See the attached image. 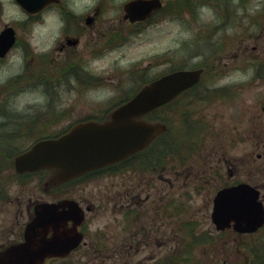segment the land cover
Masks as SVG:
<instances>
[{"label":"flooded vegetation","instance_id":"flooded-vegetation-1","mask_svg":"<svg viewBox=\"0 0 264 264\" xmlns=\"http://www.w3.org/2000/svg\"><path fill=\"white\" fill-rule=\"evenodd\" d=\"M129 1L120 3L122 24L110 34L114 21L104 30L88 28L102 8L81 13L68 0L48 3L37 12L23 10V19L0 24V33L12 27L15 36L9 47L0 43V139L6 140L1 154L16 152L20 145L12 146L13 141L32 140L23 151L74 127L109 122L112 111L134 94L124 100H69L67 95L97 88L94 83L103 81L94 73V61L126 43L137 28L169 17V0H161L162 8L147 19L130 21L124 17ZM181 1L194 7V17L205 7L204 0H171L173 8H180ZM3 9L2 2L0 16ZM42 17L49 24L60 23L58 35L52 24L35 41ZM237 56L221 52L208 58L199 82L167 102L169 147L146 146L57 182L58 169L40 170L41 194L28 196L22 211H14L12 192L0 185V264H29V254L15 256L14 248L26 241V227L42 203H54L60 218L55 228L36 230L33 247L40 238L54 236L67 250L35 264H260L255 258L264 253V214L255 226L249 216L234 213L227 195L234 187L246 188L253 199L255 189L264 209V84L224 81L238 67ZM15 60L23 62L16 72L10 69ZM255 65L253 78L263 80L264 61ZM29 91L37 94L27 101L15 99ZM149 114L141 118L150 121ZM12 163L1 162L0 170H11Z\"/></svg>","mask_w":264,"mask_h":264},{"label":"rangeland","instance_id":"rangeland-1","mask_svg":"<svg viewBox=\"0 0 264 264\" xmlns=\"http://www.w3.org/2000/svg\"><path fill=\"white\" fill-rule=\"evenodd\" d=\"M1 1L4 4V9L2 16H0V24L2 22L13 23L25 17L23 11L15 6L13 0ZM114 1L116 2L115 5L108 4L107 0H68V2H73L74 5L72 6L81 13H85L93 7L102 8L95 19L96 22L90 24L88 28L93 32L96 29L104 30L107 27L108 21H114L115 25L110 28L109 34L113 29L119 28L120 24H122V22L119 23V21L121 20V16L123 14L120 9V3L123 0ZM223 1L228 4L227 0ZM237 3L239 4V0H230V5L233 7L237 5ZM171 6L173 5H169V7ZM245 8V13L250 14L251 16H254L257 13L259 15L263 13V15L260 16L261 19L258 17L257 23L248 27L247 24L249 20L244 18L240 11L235 12L230 17V20L233 21L235 26L234 28L227 29L229 34L226 33V35H223L221 31L211 35L210 33H207V29L200 30L202 25L215 22L214 11L207 7L199 9L195 17L185 10L181 13L183 15L179 18H170L173 16V14H170L169 17H165L158 22L137 28L138 32L132 35L126 43L110 49L104 59L94 61V73L101 76L103 81L102 84L87 93L70 92L67 94L69 96V100L74 98L78 100H105L117 96L122 87L123 89H127L134 82H138L146 76V74L136 73L129 81L126 71L132 68L143 67L148 70V77H151L158 71L168 67V64L165 62L158 64L160 60H158L159 57L157 59L156 56L174 51L180 53L181 57L188 63L187 65L200 60V58H204L205 56L200 54V52L205 55H209V57H213L217 53L221 52L228 54L238 52V56L235 61V64L238 67L230 71L229 76H227L224 81L264 84V79L262 80L261 77L253 78L258 68V65L255 64H259L261 61H264V0H248L245 2ZM159 15L160 13L157 14L154 19H159ZM42 19L44 20L45 17H42ZM47 20L48 18L44 20L42 27L37 26L35 28L33 35V38L36 39L35 41L42 39V36L45 35V30H48L52 24L55 26L53 33L58 35L57 27L60 23L58 21H53L49 24L46 22ZM242 23L244 26H238ZM245 27L248 28V30H246ZM232 33H234V35ZM199 34L203 36L201 37ZM33 38L30 37V40L33 41ZM208 38H212V40H209ZM252 46L256 47L252 49ZM195 52L198 54L190 57V55ZM252 61L253 64H251L249 68H244V64L246 62L251 63ZM13 62V64L11 63L10 65V69L12 68L14 72L23 67L22 61L15 60ZM34 63L35 61H31L30 66L34 65ZM206 82V79L202 80V83ZM36 94L37 93H32L30 91L23 92L15 99L17 101H24V99L27 101ZM18 103L19 106L23 105L21 102ZM13 111L17 112L15 110ZM31 141L32 140L30 139H22L13 141L11 144L12 146L19 144L20 148H23ZM5 142L6 140L0 139L1 146H4ZM0 161L6 162L7 160L0 154ZM2 170L3 169L0 170V180L2 182L0 185L2 186V190L12 192L14 211H22V204H25L24 202H26V198L28 196H39L41 194L38 187V180L40 179V176L35 175L34 177L28 179L29 181L27 180V182L22 183V181H19L15 178V176L8 177L10 170ZM1 206L2 204L0 203V207ZM262 232L263 231H260L258 234L254 235L253 241L259 238ZM245 254L246 252H243V255Z\"/></svg>","mask_w":264,"mask_h":264},{"label":"water","instance_id":"water-1","mask_svg":"<svg viewBox=\"0 0 264 264\" xmlns=\"http://www.w3.org/2000/svg\"><path fill=\"white\" fill-rule=\"evenodd\" d=\"M55 0H16L30 12H37L47 3ZM159 0H131L125 10L131 21L145 19L152 10L160 7ZM7 47L14 40L12 28L0 34V42ZM201 68L179 69L152 80L141 87L127 102L111 113V120L104 124L89 123L77 126L68 133L52 139H43L31 146L14 159L15 170L19 173L37 171L41 168H56L59 173L54 182L73 176L94 166L115 161L130 152L147 145L157 134L165 130L160 122L134 120L153 108L169 101L175 94L199 80ZM253 189V188H250ZM254 190V189H253ZM229 203L237 216H249L255 226L260 224L263 208L257 202V191L253 199L246 188H232L227 191ZM243 202H245L243 204ZM54 203H42L35 209V217L26 227V241L14 248V255L29 254V264L37 259L53 256L67 250L66 244L58 245L55 237L40 238L33 247L32 238L37 229L44 231L55 228L59 219ZM254 229L256 227H253Z\"/></svg>","mask_w":264,"mask_h":264},{"label":"trees","instance_id":"trees-1","mask_svg":"<svg viewBox=\"0 0 264 264\" xmlns=\"http://www.w3.org/2000/svg\"><path fill=\"white\" fill-rule=\"evenodd\" d=\"M245 1H246V0H239V4L236 6L235 9H233V13H234L235 11H237V10H238V11L241 10V9L243 8V6H244V2H245ZM204 2L210 4L213 8H215V11H216V12H219L220 17H221V19H219V20H221V21H220L221 24H219V25H216L215 23L204 24V25H202V28H201L200 30H202V29H207V30H208L207 33H210L211 35H213V34H215V33H217V32H220V31L222 32L223 35H226V33L229 34V33L227 32V31H228L227 29H229V28H234V26H232V27H228V23H229V21H228L227 16H228V14H229V11H228V7H226V4H224V5L222 6L219 0H204ZM169 5H171V2H170V1H169ZM177 5H178V3L176 4V6H177ZM179 6H180V8H177L178 10L176 11V13H180L183 9H187V11H188L191 15H193V13H194V12H193V8H194V7H192L191 4H190L188 1H181V2H179ZM186 7H187V8H186ZM223 7H224L225 9H224ZM170 11H171V12H174L175 9H171V8L169 7V12H170ZM181 13H182V12H181ZM242 15H243L244 18H247V19L249 20L247 26L250 27L252 24H254L255 21L258 20V17H260V16L263 15V13H262L261 15H259V14L257 13L256 15L251 16L250 14H246L245 11L242 10ZM245 16H246V17H245ZM259 19H261V17H260ZM238 26H244V24L242 23V24H240V25H238ZM238 26H237V27H238ZM245 28H246V27H245ZM244 30H245V29H244ZM246 30H248V28H246ZM243 32H244V31H243ZM232 34L234 35V33H232ZM236 34H237V33H236ZM199 36L202 37L203 35H200V34H199ZM196 40H202V39H196ZM203 43H206V42H203ZM210 53H211V52H210ZM196 54H198V53L195 52V53L191 54L190 57H191V56H194V55H196ZM200 54H203L205 57H204L202 60L198 61L197 63L192 64V65H191L192 67L200 66V65L203 66V65H204V62H205L206 60H208V58H210L209 55H205V54L202 53V52H200ZM157 59H158V58H157ZM158 60H159V59H158ZM167 61H169V62H170V61H171V62H174V61H175V63H173V64H175V66H173V65L170 66L171 69H172V68L182 67V66H183V63H184L183 58L181 57L180 53H178V52H174L173 54L169 53V56H168V54H163V55L161 56V60L159 61V63H161V62H167ZM182 61H183V62H182ZM205 67H206V66H205ZM168 69H169V67H168ZM144 70H146V69L141 70V72H143ZM159 73H160V72L154 74L153 77L159 75ZM145 80H146V79H145ZM145 80H144V78H143V81H145ZM131 91H132V90H128V91L122 92V94L119 96V99H125L124 97L126 96V94L129 93V92H131ZM148 117H149L150 119H152V120H160V121L164 122L165 124H167V130H166L163 134H161L160 136L157 137V139H156L155 142L151 145V147H154V148L169 147V104H166V105L162 106V107L159 108V109H155V110H153V111L148 115ZM5 158H6V159H10V158H11V155H10V153H9L8 150H7V152H5ZM257 255H258V254H257ZM263 255H264V253H261L260 255H258V256H261V257L255 258V261H259L260 264H262L261 261L264 260Z\"/></svg>","mask_w":264,"mask_h":264}]
</instances>
